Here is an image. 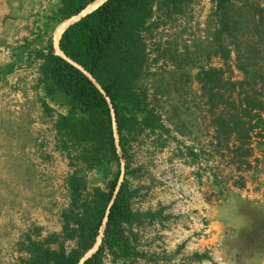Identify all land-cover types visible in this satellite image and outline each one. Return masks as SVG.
<instances>
[{
    "label": "rangeland",
    "instance_id": "obj_1",
    "mask_svg": "<svg viewBox=\"0 0 264 264\" xmlns=\"http://www.w3.org/2000/svg\"><path fill=\"white\" fill-rule=\"evenodd\" d=\"M58 1L0 0V264H25L30 241L72 246L60 231L74 169L87 189L103 188L116 170L118 182L124 172L121 156L106 163L107 176L84 167L78 146L56 131L69 103L41 87L34 50L49 43L55 50L63 27L97 4L60 18L53 15ZM145 41L146 62L133 88L139 109L151 110L161 126H143L139 110L126 122L124 177L132 209L158 213L141 214L131 227L143 256L106 250L104 264H264V251L250 253L264 243L262 228L244 234L264 218V131L251 136L248 156L232 142L217 143L207 97L210 86L212 95L225 96L227 81L264 84V0H231L223 15L212 0H191L151 14ZM208 67L220 70L201 79ZM203 251L208 257L194 255Z\"/></svg>",
    "mask_w": 264,
    "mask_h": 264
},
{
    "label": "trees",
    "instance_id": "obj_2",
    "mask_svg": "<svg viewBox=\"0 0 264 264\" xmlns=\"http://www.w3.org/2000/svg\"><path fill=\"white\" fill-rule=\"evenodd\" d=\"M95 1L59 0L53 15L69 17ZM190 1L102 0L63 27L57 38L60 53L55 52L51 43L45 50H34L41 87L50 97L56 93L64 95L69 103L67 111L55 120L57 133L64 141L68 139L78 146L76 157L84 167L99 168L107 176L106 163L121 156L124 172L118 182L116 170L107 177L103 188L94 185L87 189L82 175L74 169L67 177L69 201L61 214L60 231L62 239L73 240L72 246L66 249L60 242L56 248H50L30 241L25 264H104L106 250H117L122 256L144 255L132 244L131 227L141 214L152 217L158 211H138L130 206L133 189L124 177L129 161L123 129L127 121L136 118V110L141 112L139 121L143 126H161L151 110L139 109L133 81L146 62L145 30L151 14L166 15L170 9ZM212 1L219 15L226 14L231 0ZM210 70L220 69H202L201 79ZM245 82L248 87L244 89L241 86ZM245 82L227 81L229 88L225 96L218 91L212 95L210 86L207 97L214 140L225 146L232 142L236 150L243 148L242 154L248 156L251 136L259 137L264 131V84L257 89L254 83ZM237 182V186L242 185ZM251 226L244 233L246 237H252L254 230L259 233L260 228L264 235V218L253 220ZM99 232L96 248L82 258ZM43 240L54 238L46 236ZM261 251L264 243L255 242L250 248V253ZM194 255L208 257L204 251Z\"/></svg>",
    "mask_w": 264,
    "mask_h": 264
},
{
    "label": "water",
    "instance_id": "obj_3",
    "mask_svg": "<svg viewBox=\"0 0 264 264\" xmlns=\"http://www.w3.org/2000/svg\"><path fill=\"white\" fill-rule=\"evenodd\" d=\"M101 1H102V0H101ZM101 1H100V2H101ZM100 2H98V3H100ZM98 3H97V4H98ZM97 4H96V5H97ZM96 5H95V6H96ZM93 7H94V6H93ZM93 7H92V8H93ZM90 9H91V8H90ZM90 9H89V10H90ZM86 11H88V10H86ZM86 11H84V12H86ZM84 12H83V13H84ZM83 13H81V14H83ZM81 14H79V15H81ZM79 15H78L76 18H78ZM76 18H75V19H76ZM75 19H73V20H75ZM70 22H71V21H70ZM68 23H69V22H68ZM68 23H67V24H68ZM56 45H57V44H56ZM57 48H58V46H57ZM55 52H56V51H55ZM101 228H102V226H101ZM101 228H100V229H101ZM94 244H95V247H94V248H96L97 242L94 243ZM94 244H93V245H94ZM88 250H89V249H88ZM88 250L84 253V255L82 256V258H84L86 255H88V254L91 252V251L88 252ZM79 264H80V263H79Z\"/></svg>",
    "mask_w": 264,
    "mask_h": 264
},
{
    "label": "bare ground",
    "instance_id": "obj_4",
    "mask_svg": "<svg viewBox=\"0 0 264 264\" xmlns=\"http://www.w3.org/2000/svg\"><path fill=\"white\" fill-rule=\"evenodd\" d=\"M100 1H101V0H97V1H95L94 3H92V4H96V3L100 2ZM59 34H60V32H59ZM59 34L56 35V39H55V41H54V48H55V51L58 52V53H60V51H59V49L57 48V45H56V44H57V41H58L57 38H58Z\"/></svg>",
    "mask_w": 264,
    "mask_h": 264
}]
</instances>
